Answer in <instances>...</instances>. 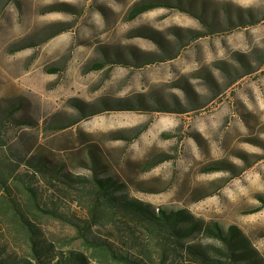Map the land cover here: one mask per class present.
<instances>
[{"label":"rangeland","instance_id":"rangeland-1","mask_svg":"<svg viewBox=\"0 0 264 264\" xmlns=\"http://www.w3.org/2000/svg\"><path fill=\"white\" fill-rule=\"evenodd\" d=\"M142 1L0 0L2 155L41 206L87 220L21 163L92 177L91 154L124 194L235 226L264 258V0H162L129 20ZM35 223L54 251L78 248L70 225L37 211Z\"/></svg>","mask_w":264,"mask_h":264},{"label":"trees","instance_id":"trees-1","mask_svg":"<svg viewBox=\"0 0 264 264\" xmlns=\"http://www.w3.org/2000/svg\"><path fill=\"white\" fill-rule=\"evenodd\" d=\"M165 7L170 4L162 0H145L133 6L128 17L132 20L152 9ZM171 59L173 57L168 56L164 60ZM243 75L236 77L232 84ZM129 105L127 102L119 104L113 110H132ZM110 110L105 105L101 111L91 112L88 116ZM15 111L7 110L6 115L13 116ZM159 112L169 111L163 108ZM3 141L1 120L0 264H264V258L237 227L224 229L217 223L196 219L187 210L156 209L131 198L124 194L123 183L112 176L96 174V160L91 154L92 166L88 167L94 172L92 177L71 175L63 164L44 157H33L21 163L40 174L53 192L60 193L61 202L84 204L89 219L82 220L61 212L51 200L50 205L41 206L37 188L31 182H25L24 177L16 176L17 163L3 157ZM153 167L148 165L147 170ZM223 170L222 166H213L205 171ZM240 171L244 170L241 168ZM55 198L59 196L55 195ZM260 200L264 207V199ZM36 211L70 225L75 234L68 236L67 243L78 242V248L54 251L53 245L42 239L44 234L35 223ZM15 238L23 239L25 250L22 255L11 250L10 244H15ZM199 239L215 243L206 244Z\"/></svg>","mask_w":264,"mask_h":264}]
</instances>
